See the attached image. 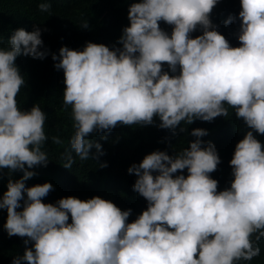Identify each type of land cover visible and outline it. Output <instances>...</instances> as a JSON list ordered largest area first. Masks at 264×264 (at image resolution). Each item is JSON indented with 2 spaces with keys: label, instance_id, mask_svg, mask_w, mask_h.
Returning <instances> with one entry per match:
<instances>
[{
  "label": "clouds",
  "instance_id": "clouds-1",
  "mask_svg": "<svg viewBox=\"0 0 264 264\" xmlns=\"http://www.w3.org/2000/svg\"><path fill=\"white\" fill-rule=\"evenodd\" d=\"M216 4L134 0L130 24L119 37L122 47L89 41L82 49L64 45L52 53L55 67L64 71L63 98L72 106L76 129L71 149L81 160L93 146L102 152L90 133L118 123H153L154 116L160 127L175 130L181 121L226 116L228 105L249 128L235 145L229 161L234 179L223 190L209 175L221 157L214 142L201 139L208 132L203 127L191 130L195 139L179 153L157 149L131 164L128 172L137 177L133 188L148 206L130 222V208L122 210L100 195L45 202L50 181L26 185L33 166L49 160L41 148L48 138L46 113L39 104L30 110L18 106L25 77L15 61L22 53L42 59L49 50L40 47L39 27L15 29L9 47H0V169L23 170L18 179L9 178L0 208L7 209V233L27 237L26 245L34 242L13 264H235L259 254L264 145L253 130L264 134V0H241L238 46L213 24ZM39 7L46 11L50 4ZM235 19L230 14L224 23ZM161 20L173 25L171 34ZM198 26L202 33L193 37ZM72 163L67 152L63 165ZM185 168L187 175H173Z\"/></svg>",
  "mask_w": 264,
  "mask_h": 264
},
{
  "label": "trees",
  "instance_id": "trees-1",
  "mask_svg": "<svg viewBox=\"0 0 264 264\" xmlns=\"http://www.w3.org/2000/svg\"><path fill=\"white\" fill-rule=\"evenodd\" d=\"M47 2L50 8L40 9L41 3ZM134 0H0V47H9V37L15 29L23 27L28 31L35 27L41 29L43 45L48 49L44 58H34L21 54L15 63L25 77L16 96L17 104L24 110H30L34 104H39L46 113L44 130L48 137L41 145L48 155L47 165H34V175L26 180L27 186L50 181L53 188L42 197L45 202L55 203L61 197L75 195L88 199L100 195L112 200L122 210L131 209L128 221L137 218L147 208L148 201L139 194L133 184L135 173H129L128 168L133 163H139L146 154L160 149L170 155L179 153L189 146V141L195 139L191 130L203 127L208 132L201 139L215 143L221 157L215 170L209 175L218 180V190L230 187L232 179L231 160L235 145L249 130L242 118H237L235 110L226 105L228 114L218 115L211 121L195 118L191 124L186 120L175 130L160 127V119L154 116V122L149 124L126 125L118 123L111 130H100L90 133L94 141L102 145V152H97L95 146L90 149V157L81 160L71 149V139L75 134V121L72 106L65 104L63 98L64 71L55 67L56 61L52 53L59 54V49L67 45L70 48L82 49L87 42L105 43L109 47H122L119 37L125 26L130 24L128 17L129 5ZM241 0H217L210 18L217 30L225 35L232 46H238ZM230 14L237 19L224 23ZM161 28L171 34L173 25L161 20ZM87 24L88 27H82ZM202 33L199 26L190 35L193 37ZM164 70H168L164 62ZM179 70V69H178ZM184 129L183 131L181 129ZM254 131V135L264 145V134ZM107 135V139L102 137ZM58 137L59 142L53 139ZM67 152H72L71 168L65 167ZM104 162L106 166H100ZM183 171L187 175V169ZM23 170L9 173L8 168L0 169V196L7 189L9 178L18 179ZM26 196V193H25ZM22 207V204H21ZM7 219V209L0 208V264H13L15 256L22 255L26 247L33 241L17 234L9 235L4 228ZM71 216L69 215V222ZM257 233H253V240ZM255 243L260 252L250 260H238L235 264H264V237ZM21 264H29L21 261Z\"/></svg>",
  "mask_w": 264,
  "mask_h": 264
}]
</instances>
